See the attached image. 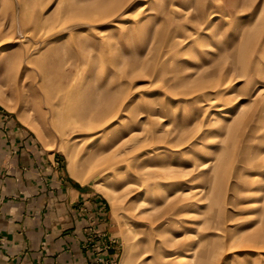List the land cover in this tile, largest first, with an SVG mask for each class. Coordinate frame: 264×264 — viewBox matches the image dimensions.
<instances>
[{"label": "rangeland", "instance_id": "rangeland-1", "mask_svg": "<svg viewBox=\"0 0 264 264\" xmlns=\"http://www.w3.org/2000/svg\"><path fill=\"white\" fill-rule=\"evenodd\" d=\"M0 104L102 196L110 263L264 264V0H0Z\"/></svg>", "mask_w": 264, "mask_h": 264}, {"label": "crops", "instance_id": "crops-1", "mask_svg": "<svg viewBox=\"0 0 264 264\" xmlns=\"http://www.w3.org/2000/svg\"><path fill=\"white\" fill-rule=\"evenodd\" d=\"M113 224L102 196L0 104V264H93L100 247L116 252Z\"/></svg>", "mask_w": 264, "mask_h": 264}, {"label": "built area", "instance_id": "built-area-1", "mask_svg": "<svg viewBox=\"0 0 264 264\" xmlns=\"http://www.w3.org/2000/svg\"><path fill=\"white\" fill-rule=\"evenodd\" d=\"M94 233L96 234V232ZM97 235H101V234L97 233ZM107 248L108 247L104 245L102 248L100 247L99 249H97L93 264H112L107 258L101 256L102 251H104V249H107Z\"/></svg>", "mask_w": 264, "mask_h": 264}]
</instances>
